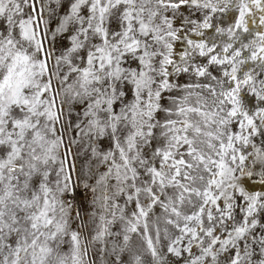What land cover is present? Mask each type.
<instances>
[{"label":"snow or ice","instance_id":"snow-or-ice-1","mask_svg":"<svg viewBox=\"0 0 264 264\" xmlns=\"http://www.w3.org/2000/svg\"><path fill=\"white\" fill-rule=\"evenodd\" d=\"M0 264H264V0H0Z\"/></svg>","mask_w":264,"mask_h":264}]
</instances>
